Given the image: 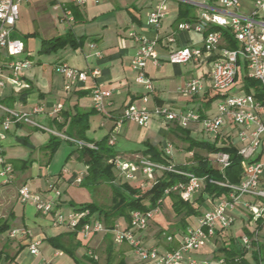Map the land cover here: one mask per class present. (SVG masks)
Listing matches in <instances>:
<instances>
[{"label": "crops", "instance_id": "obj_1", "mask_svg": "<svg viewBox=\"0 0 264 264\" xmlns=\"http://www.w3.org/2000/svg\"><path fill=\"white\" fill-rule=\"evenodd\" d=\"M160 1H88L83 5H71L77 9V18L72 21L64 15L63 10L55 8L51 0H28L22 5L15 30L27 39V44L24 42L25 52L21 57H27L33 62L31 68L21 72L29 87L15 90L7 84L4 88H0V101L9 108L24 112L30 111L36 104H44L46 112L33 116L34 123L12 122L6 131V137L0 139V155L13 165L15 172L12 183L7 185L0 183V222L7 221L9 224V229L0 234V264H43L47 261L52 264H76V259L85 263L88 261L86 255L88 248L96 254H99L98 251H105L107 261L108 250L111 249V259L114 261L123 259L126 264H152L140 258L126 241L115 240L110 230L82 238L66 226L52 224L56 212L70 211L87 201L76 202L73 197L67 198L62 192L58 207L49 214H42L34 205L20 202L17 189L22 184L28 185V182H32V190L50 196L47 192L49 179H43L36 170L37 163L33 149L36 147L34 138L38 135L33 131L36 129L44 131L52 129L53 126L57 131L52 129V135L54 132L67 135L72 129V120L80 114H88L85 134L89 138L99 140L106 135L111 137L115 133V141L110 146L115 148L116 155L125 161L137 163L142 156H149L143 153L146 143H151L162 150L167 143H171L173 154L182 153L184 157L180 161H175L172 154L170 161L175 165L190 164L191 161L188 160L193 157V151L186 149L188 143L183 139L175 123L166 124L160 116L153 114L149 126H140L128 120L120 128H115V116L128 103L146 105L149 108L165 105L174 110L196 108L205 115L213 114L217 110L221 94L209 87L213 59L211 54H205L201 61L191 60L181 64L168 61L173 49L203 46L202 33L177 27L181 22L180 17H183L182 21H191L200 14L203 9L200 4L202 0H167L166 15L158 26H152L148 23V16ZM203 1L211 7L218 5V0ZM253 8L254 0H241L243 13L251 14ZM68 30H72L76 36H84L79 47L66 46L51 53L39 52L42 38L64 34ZM134 32L157 41L159 64L154 65L149 61L145 68V75L153 85L152 90L138 82L139 72L130 65L131 58L136 55L140 45L133 37ZM170 36L174 37V41H169ZM37 38L40 39L38 44ZM92 43L95 44L94 47L91 46ZM222 45L226 46L224 36ZM35 50L39 52L37 57ZM53 53H55L54 57L51 56ZM3 60H5V52L1 50L0 61ZM60 61H66L78 69L97 70L98 74L90 75L85 82L70 84L55 70L56 64ZM244 76L245 66L242 63L238 78L229 89V93L245 90ZM194 77L203 79L205 89L193 96L180 92L179 87ZM95 83H103L113 90V104L106 113L97 112L93 108L91 89ZM251 91H257L256 87H251ZM56 104H60L62 110L57 116L51 117L48 112ZM186 129L189 130L191 138L205 140L194 137L195 133L205 131L201 123H192ZM241 129L239 125L227 123L218 134L214 135L213 140L206 139V141L217 146L233 145L239 149L248 143L239 139L238 133ZM39 138L45 142V137L39 136ZM27 149L31 153H27ZM46 152L50 155L47 148ZM215 153L206 154L212 162ZM260 157L264 156L255 155V158ZM243 162L244 160L242 164ZM30 167L34 168V172L29 175L26 170ZM86 172L85 163L77 160L73 171L69 172L71 176L68 180L75 182L76 176ZM59 175V179H56L58 185L61 178H66L62 172ZM139 177L141 178V174ZM175 195L171 194L164 198L160 212L150 220L147 229L136 231V236L145 246H155L163 251L175 248L179 244L180 234L186 227L196 225L203 212L221 196L209 195L203 189L200 190L188 201L198 209L199 213L183 217L184 214H176L173 209ZM236 213L235 224L238 222L239 225L234 234L231 233L233 228L231 226L204 242L195 252L198 260H210L212 264H219V259L225 257L224 247L245 249L242 244L236 242V238L241 239V235L254 227V224L248 221L241 210H237ZM167 216L172 217L171 222L167 223ZM116 222L126 227L129 219L121 216L114 221ZM259 227V239L260 242H264V224ZM166 228L170 229L169 234H166ZM12 229H24L26 234L19 232L15 236H10ZM168 236H173V239L168 240ZM52 239L67 248V251L54 246ZM34 241L38 242L40 250L38 255H33L29 251V244ZM243 259L244 264H264V261L260 263L255 261L251 249L245 250ZM225 264L239 263L226 261Z\"/></svg>", "mask_w": 264, "mask_h": 264}, {"label": "built area", "instance_id": "obj_2", "mask_svg": "<svg viewBox=\"0 0 264 264\" xmlns=\"http://www.w3.org/2000/svg\"><path fill=\"white\" fill-rule=\"evenodd\" d=\"M28 0H0V51L4 50L5 60L0 61V88L10 84L13 89L20 90L29 87V83L22 77L23 70L31 68L33 62L27 57H21L25 52V44L21 38L12 36L16 23L20 18L21 7ZM55 8L63 10L64 15L72 21L74 15L71 5H83L88 1L99 0H51ZM203 9L200 14L191 21H181L178 29L193 30L204 36L203 46L179 47L173 49L168 61L174 64L186 63L191 60L201 61L202 57L209 53L213 57L209 87L221 94L217 103V110L213 114H203L196 108L174 110L165 105H157L149 108L146 105L126 104L115 116V128L118 129L126 121H133L140 126H149L152 115L160 116L166 124L175 123L187 128L192 123H201L203 129L213 135L218 134L227 124L239 125L242 129L238 133L241 141L248 143L238 149L243 162L242 176L239 182L232 183L228 180H216L208 175H197L191 171L178 169L172 162H161L142 156L137 163L121 159L116 155L110 159L116 172V176L142 189L151 188L164 172L170 171L182 175V178L168 185L163 195L157 200L154 207L148 210L133 209L130 211L128 226L122 227L117 222L108 227L97 212L90 209L74 208L67 212L55 213L52 224L63 225L76 232L82 238H88L93 234L112 231L114 239L126 241L135 253L145 261L152 264H212L210 260H198L195 252L204 242L214 238L218 231L227 230L233 226L237 219V210H241L254 227L241 235V242L247 249H258L259 225L264 224V157L255 158L256 154L264 156V0H254V8L251 14L241 11V0H218L217 7H211L201 1ZM168 9L167 0H161L149 13L148 23L158 26ZM213 25L229 28L234 38L238 41V48H229L222 45L223 31L211 30ZM133 37L139 42V48L131 58L130 65L138 70L139 83L152 90V82L145 75V68L149 61L154 65L159 64V54L156 49L157 41L148 39L145 35L134 32ZM169 41H174L170 36ZM95 46L94 43L91 44ZM99 54V52H97ZM242 63L245 66V75L254 79L259 84V94L256 91L241 90L229 93V89L236 82ZM56 72L62 74L70 83H82L88 80L90 75L98 74L97 70L89 71L73 67L66 61H60L55 66ZM203 79L194 77L179 87L180 92L193 96L205 89ZM113 90L103 83H95L91 89L92 105L94 110L100 113L108 112L113 104ZM62 106L56 104L49 111L51 117L61 112ZM46 112L44 104L34 105L30 111L24 112L9 108L0 101V139L6 137V131L12 122L22 121L34 123L33 116ZM54 132V131H53ZM54 134L75 141L78 146L96 148L92 142L77 140L67 135L54 132ZM115 141V133L109 138V145ZM165 156L173 154V146L167 143L163 149ZM222 172L230 164L228 152H216L213 157ZM158 172V173H157ZM141 174V178L139 175ZM85 174H79L75 182L81 183ZM15 179L13 165L0 155V183L10 184ZM209 181L226 187L215 202L208 207L199 217L196 225H189L180 234L179 244L167 251L158 247L145 246L136 236V231L148 228L150 220L160 212L164 198L176 194L185 201H190L194 194L203 189ZM47 192L50 196H44L40 191L32 190L27 184H22L17 189L20 202L32 204L42 214H49L58 207L62 191L56 181L47 182ZM24 229H12L10 236ZM172 240L173 236H168ZM29 251L33 255L40 253L38 242L29 244ZM86 254L95 260L99 259L91 248ZM238 261V258H235ZM219 264H225L226 258L219 259ZM43 264H52L47 261Z\"/></svg>", "mask_w": 264, "mask_h": 264}, {"label": "trees", "instance_id": "obj_3", "mask_svg": "<svg viewBox=\"0 0 264 264\" xmlns=\"http://www.w3.org/2000/svg\"><path fill=\"white\" fill-rule=\"evenodd\" d=\"M72 12L74 19L77 18V9L72 7ZM183 17H180L179 21H182ZM211 30H222L223 36L226 40V47L238 48L239 43L234 38L232 32L229 28H222L217 25L210 27ZM84 40V36H76L72 30H68L64 34L55 35L50 38H42L40 44L41 53H51L57 51L58 49L70 46L72 48L79 47ZM243 87L246 91H251V87H256V92L259 94V84L256 80L249 78L248 76L243 77ZM88 114H80L78 117L74 118L71 122L72 129L67 132V136L72 137L77 140H83L86 142H92L95 144L96 148L90 147H80L77 146L76 149L69 153L70 156H75L77 160L85 163L87 166V172L83 176L81 181L82 185H95L101 182H108L112 189V205L108 208H104L95 202H85L78 205L76 208L90 209L92 212H97L99 216L105 221L108 227H112L114 221L123 216L129 219L130 211L133 209L148 210L155 206L157 200L163 195L164 189L175 182L176 180L182 178V175L166 171L164 174L158 178V181L151 188L145 190L136 184H132L128 181H124L120 184L116 183V172L110 159L116 156L115 150L109 145V135L102 137L99 140H94L89 138L85 134V130L88 127ZM82 119H85L82 120ZM178 131L182 134L183 139L188 143L186 149L188 151H193V162L185 165H176L178 169L191 171L197 175L203 176L208 175L209 178L216 180H228L232 183H237L240 181L242 176V156L238 152V148L233 145L227 146H217L215 143H211L206 140H196L190 137V132L186 128L177 125ZM74 134V136H73ZM57 135H52L50 141L47 143L46 148L52 154L57 147L59 140H57ZM198 150H204L207 153L225 151L230 155V164L222 172L220 168L214 164L207 155H203L198 152ZM144 154L149 155V157L156 161L161 162H171L170 156H165L164 151L154 146L151 143L145 144ZM227 188L220 186L218 184L211 183L207 181L203 187V191L209 195H222L227 192ZM173 209L176 214H184L183 217L189 214H198L199 211L196 207H193L188 201L183 200L178 195L173 198ZM146 202V201H148ZM184 219V218H183ZM261 226V225H259ZM9 229V224L7 221L0 222V234ZM222 231H218V234ZM53 245L57 248H62L67 251L57 240H51ZM244 250H238L234 247H224L226 261H231L239 264H244L245 260L243 256L245 254ZM108 261L107 264H126L125 260L120 259L114 261L111 259L112 250H108ZM253 257L257 263L264 261V242L258 243V249L252 250ZM87 255V254H86ZM87 262H80L76 259V264H98L97 260L88 256ZM238 258V261H235Z\"/></svg>", "mask_w": 264, "mask_h": 264}, {"label": "rangeland", "instance_id": "obj_4", "mask_svg": "<svg viewBox=\"0 0 264 264\" xmlns=\"http://www.w3.org/2000/svg\"><path fill=\"white\" fill-rule=\"evenodd\" d=\"M12 36L15 37H21V39L27 44V39L24 35L20 34V32L17 30H14L12 33ZM39 43V38H37ZM36 54V57L38 56L39 52L35 50L34 52ZM52 57L55 56V53L51 55ZM51 57V58H52ZM54 131H57L55 127H51ZM52 129L48 130H42V129H36L33 132L36 133L38 136H35L34 142L36 143V147L33 149L34 153L33 156L36 158V170L38 171L37 173L41 175V177L47 178L50 181H56V179L60 176L59 173L62 172L63 175H65L66 178H61L59 181V185L57 183V186L59 189L66 194V197H73L76 202L80 201H87V202H95L96 204L108 208L109 206L112 205V189L110 187V184L108 182H101L99 184L87 186V185H82L81 183L78 182H70L68 179L71 176L69 172L73 171V168L76 165V159L75 156H70L69 153L77 148V143L75 141L68 140L66 138H63L61 136L57 137V140H59V143L57 147L55 148L54 152L49 155L48 152H46V145L50 141V138L52 136ZM41 137H45V142L41 140ZM195 138L198 139H209L213 140L215 136L213 134H210L206 131L195 133L194 134ZM41 143V145H40ZM115 150V148H113ZM27 153H31L29 149L26 150ZM198 152L202 153L203 155H206L207 152L204 150H198ZM175 161H180L184 157L182 153H175L173 154ZM187 155V154H185ZM46 160V161H45ZM189 162L193 161V157L188 160ZM190 162V163H191ZM134 163V162H132ZM34 172V168H29L26 170V173L29 175ZM158 173V172H157ZM59 179V178H58ZM125 180L122 178H119L116 176V183L120 184L124 182ZM61 183V184H60ZM28 186L31 188L33 187L32 182H28ZM147 190V188H145ZM148 203V201H146ZM172 217L167 216V223L171 222ZM122 223V222H121ZM179 224V223H178ZM238 222L235 224V226H232V231L231 233L234 234L233 232L236 231V228L238 226ZM169 226V225H167ZM166 234H169L170 229L166 228ZM162 233V232H161ZM164 236V235H163ZM236 242L241 245V239L236 238ZM243 245V244H242ZM98 256L99 259L97 260L98 264H105L106 259V254L105 251H98Z\"/></svg>", "mask_w": 264, "mask_h": 264}]
</instances>
